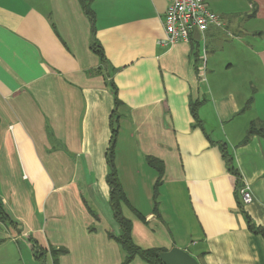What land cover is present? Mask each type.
Masks as SVG:
<instances>
[{
  "label": "crops",
  "instance_id": "crops-1",
  "mask_svg": "<svg viewBox=\"0 0 264 264\" xmlns=\"http://www.w3.org/2000/svg\"><path fill=\"white\" fill-rule=\"evenodd\" d=\"M88 1L103 64L79 0H0V199L13 222L3 225L48 264H123L108 235L120 234L106 182L117 115L134 244L185 249L200 264H264V135L243 142L251 121L264 122V0H204L220 25L170 46L159 44L167 0Z\"/></svg>",
  "mask_w": 264,
  "mask_h": 264
},
{
  "label": "trees",
  "instance_id": "trees-1",
  "mask_svg": "<svg viewBox=\"0 0 264 264\" xmlns=\"http://www.w3.org/2000/svg\"><path fill=\"white\" fill-rule=\"evenodd\" d=\"M79 2H80L81 8L84 14L87 16L91 24L92 38H91V43H90V49L95 54L98 55L101 64H103L106 61L104 58L102 47L100 43L97 41V39L94 37V13L89 6L88 0H79ZM110 87L114 94L115 105H117L119 104L120 100L117 98V95H116V87L114 86L112 82L110 83ZM199 103H200L199 101H195V102H192L190 106V113L197 124H200V121L197 116V107ZM250 103H251V99H248V101L245 103L243 107V110L246 109L250 105ZM117 119H118L117 115H114V118L111 119V139H110L109 147L106 152V162L108 165V173L106 175V182L109 186V204L112 209L114 219L119 225L120 234L116 236L115 234L108 233V235L109 237L116 240L121 245L123 250L125 251V259L123 261V264L128 263L135 255H138L140 258H142L143 260H145L146 262L150 264H163L158 256V253L162 251L161 249H155V248L142 249L136 244H134V242L132 241L131 235H130V229H131L130 221L127 218H125L121 212V203H127V199L125 197V194L119 182L117 171L114 165V157H113L114 156V143H115V138H116V134L118 130ZM252 134L264 135V122L263 121H260V122L251 121L249 123V126L247 128L243 142H246ZM221 149L223 152V156L225 157L227 163L229 164V167H230L229 169H231L233 174H237V172L233 169L231 165V157L226 151L224 144L223 145L221 144ZM147 159L149 163H151L154 166H157L156 159L154 158H147ZM159 167L160 166H157L158 169ZM157 184L158 183H155L154 185V191H153L154 199L157 194ZM155 205H156V202H155ZM247 221H248V227L251 231L262 233V230L260 228L255 227L249 221V219ZM0 224L13 225L12 220L10 219L7 212L5 211V208L3 206L1 199H0ZM60 251H63V249H61Z\"/></svg>",
  "mask_w": 264,
  "mask_h": 264
},
{
  "label": "built area",
  "instance_id": "built-area-1",
  "mask_svg": "<svg viewBox=\"0 0 264 264\" xmlns=\"http://www.w3.org/2000/svg\"><path fill=\"white\" fill-rule=\"evenodd\" d=\"M218 15L207 9L204 0H167L163 18L164 38L159 44L170 46L177 42L189 41L194 31H206L211 25H220ZM203 68H200L202 74ZM239 190L242 202L252 201L248 186Z\"/></svg>",
  "mask_w": 264,
  "mask_h": 264
},
{
  "label": "rangeland",
  "instance_id": "rangeland-1",
  "mask_svg": "<svg viewBox=\"0 0 264 264\" xmlns=\"http://www.w3.org/2000/svg\"><path fill=\"white\" fill-rule=\"evenodd\" d=\"M178 195L179 197H176L179 201L177 206L180 211H182L183 216L186 217L182 221V218L178 215V223L180 225L182 221V225L186 228L188 223V226L192 225L193 219L185 206V201L183 202L180 198L183 195V192L179 191ZM167 208L169 211L174 212L173 207L171 208L168 206ZM174 208H176L175 205ZM13 235H15V230L8 229V226L0 224V264H48L46 258L40 260L33 257L30 249L25 245V243L21 240H14L12 237Z\"/></svg>",
  "mask_w": 264,
  "mask_h": 264
},
{
  "label": "water",
  "instance_id": "water-1",
  "mask_svg": "<svg viewBox=\"0 0 264 264\" xmlns=\"http://www.w3.org/2000/svg\"><path fill=\"white\" fill-rule=\"evenodd\" d=\"M158 256L163 264H200L187 250L178 247L160 251Z\"/></svg>",
  "mask_w": 264,
  "mask_h": 264
}]
</instances>
